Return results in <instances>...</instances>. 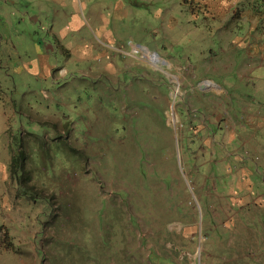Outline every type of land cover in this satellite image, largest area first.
Listing matches in <instances>:
<instances>
[{
	"label": "rangeland",
	"instance_id": "rangeland-1",
	"mask_svg": "<svg viewBox=\"0 0 264 264\" xmlns=\"http://www.w3.org/2000/svg\"><path fill=\"white\" fill-rule=\"evenodd\" d=\"M261 1L0 0V264H264Z\"/></svg>",
	"mask_w": 264,
	"mask_h": 264
},
{
	"label": "trees",
	"instance_id": "trees-1",
	"mask_svg": "<svg viewBox=\"0 0 264 264\" xmlns=\"http://www.w3.org/2000/svg\"><path fill=\"white\" fill-rule=\"evenodd\" d=\"M188 0H183L184 3H186ZM262 1L260 0V3ZM191 3V2H190ZM18 155L20 158H22V162L19 163L18 161ZM25 159H26V154L25 151L20 148L17 149L14 154L11 156L10 164H9V173H10V178L18 181L19 183H24L25 185L22 186L23 194H27L29 191L32 190V186H29L27 181L25 180ZM22 194V195H23Z\"/></svg>",
	"mask_w": 264,
	"mask_h": 264
},
{
	"label": "bare ground",
	"instance_id": "bare-ground-1",
	"mask_svg": "<svg viewBox=\"0 0 264 264\" xmlns=\"http://www.w3.org/2000/svg\"><path fill=\"white\" fill-rule=\"evenodd\" d=\"M147 55H148L150 58H152V57L154 58V56H153L152 54H147Z\"/></svg>",
	"mask_w": 264,
	"mask_h": 264
}]
</instances>
